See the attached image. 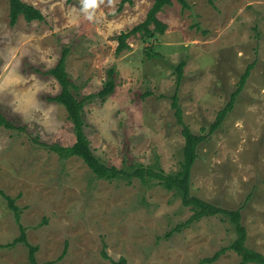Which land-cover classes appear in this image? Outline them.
I'll list each match as a JSON object with an SVG mask.
<instances>
[{"label": "rangeland", "instance_id": "obj_1", "mask_svg": "<svg viewBox=\"0 0 264 264\" xmlns=\"http://www.w3.org/2000/svg\"><path fill=\"white\" fill-rule=\"evenodd\" d=\"M24 1L45 18L21 15L12 26L10 4L0 0V112L16 127L0 126V189L21 210L18 222L0 194V243L19 237L22 224L38 246L37 264H201L237 238L223 214L167 236L194 213L174 191L154 180L99 179L82 158L50 149L76 141L66 108L49 99L62 89L49 71L69 48L66 70L80 97L97 93L115 70L114 93L85 106V131L104 163L125 169H180L185 138L172 96L177 67L186 62L184 118L194 133L207 134L191 193L240 210L246 246L264 254V0H187L189 8L173 0L158 13L166 32L147 39L138 33L121 53L119 34L143 22L154 0L122 8V0ZM251 63L233 110L209 134ZM240 262L229 249L211 264ZM0 264H32L28 246L0 247Z\"/></svg>", "mask_w": 264, "mask_h": 264}, {"label": "trees", "instance_id": "obj_2", "mask_svg": "<svg viewBox=\"0 0 264 264\" xmlns=\"http://www.w3.org/2000/svg\"><path fill=\"white\" fill-rule=\"evenodd\" d=\"M7 1L10 4V23L12 26L18 22L21 15H23L28 22L33 20H43L45 18L40 9L28 2H25L24 0ZM178 1L184 8L190 7V4L187 0ZM133 2L134 0H122L120 8H122L125 4H133ZM210 2L213 4V0H210ZM172 3L173 0H154L153 6L148 11L146 19L143 22L139 23L132 29L123 31L119 34V43L116 48V52L121 53L122 51L130 48V43L128 40L131 37L138 35V33L142 34L141 36H144L145 39L154 37L157 34H164L168 28V25L159 18L158 13L161 12L165 6L171 5ZM68 52L69 48H65L58 64L49 71L50 74L56 77L62 87L60 93L49 97V99L62 104L66 108L68 112V119L72 123L73 131L76 135V141L72 145L68 146H64L60 143H53L49 145L50 149L56 152L63 159H68L73 156L82 158L95 174V176L99 179H127L129 182L134 178H139L142 182L154 180L160 185H163L168 190L174 191L175 194L182 198L183 204L191 207L194 213L187 221L180 223L172 231L168 232L167 236H170L174 231H180L184 226H188L192 222L200 220L204 216H215L220 214L227 215L235 226L237 238L230 246L223 247L215 252L214 255L202 259L200 261L201 264H211L216 262L229 249L236 251L241 256L240 264H264V254L246 246L248 232L245 225L242 224V214L240 210H229L216 206L202 198L192 195L191 193L192 169L198 158V146L207 139V134L194 133L184 118V110L179 98V88L184 78V68L186 62L182 61L177 67V86L176 91L172 96V108L174 110L177 122L182 127V134L185 138V145L183 146V158L178 171L175 173H166L156 164L152 166H145L141 163H133L129 166V169L118 168L117 166L104 163L101 158L94 153L91 147V142L85 131V106L87 102H90L96 96L106 100L109 95L114 93L116 88L115 70H109L108 79L97 93H91L84 97H80V93L76 90V85L72 82L70 75L66 70ZM253 66L254 63H251L247 67L239 81L237 89L231 95L229 102L221 111H219L216 120L211 124L210 130L208 131L209 134L216 132L222 126L227 115L233 110L236 99L240 92L244 89ZM2 125L6 126L7 128H16L14 123L9 121L0 112V126ZM0 194L8 200V204L15 212L16 219L19 222L21 218V210L15 203L16 199L7 195L2 189H0ZM20 227L21 235L17 237L12 243H0V247H10L16 243L23 242L29 248L30 261L32 264H37L36 252L38 250V246L31 244L27 240L26 229L22 224H20ZM65 253L66 250L60 256V258H63ZM104 255L108 256L105 252ZM124 263V258H121L118 261L113 260V264Z\"/></svg>", "mask_w": 264, "mask_h": 264}]
</instances>
